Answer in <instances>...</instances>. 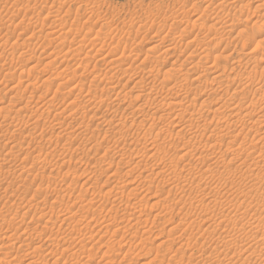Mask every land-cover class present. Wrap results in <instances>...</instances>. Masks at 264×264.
<instances>
[{"label":"rangeland","instance_id":"rangeland-1","mask_svg":"<svg viewBox=\"0 0 264 264\" xmlns=\"http://www.w3.org/2000/svg\"><path fill=\"white\" fill-rule=\"evenodd\" d=\"M219 1L0 0V264H264V0Z\"/></svg>","mask_w":264,"mask_h":264},{"label":"bare ground","instance_id":"bare-ground-1","mask_svg":"<svg viewBox=\"0 0 264 264\" xmlns=\"http://www.w3.org/2000/svg\"><path fill=\"white\" fill-rule=\"evenodd\" d=\"M215 1H216V0H215ZM218 1H219V0H218ZM221 1H222V0H221ZM227 1L230 2V6H231V5L234 6V5L236 4V3L231 4V3H233V2H231V1H229V0H227ZM227 1H226V2H227ZM219 2H220V1H219ZM219 2H218V3H219ZM234 2H235V0H234ZM240 2H241V1H240ZM216 3H217V2H216ZM223 3H224V2H223ZM246 3H247V2H246ZM261 3H262V2H261ZM263 3H264V2H263ZM212 4H213V3H212ZM222 5H224V4H221V5H219V6L222 8ZM225 5H228V4H225ZM248 5H249V4H248ZM251 5H252V4H251ZM263 5H264V4H263ZM219 6H218V7H219ZM233 6H232V7H233ZM239 6H241V5H239ZM260 6H261V5H260ZM224 7H226V6H224ZM243 7H244V6H243ZM257 8H258V7H257ZM259 8H261V7H259ZM231 9H232V8H231ZM235 9H236V8H235ZM212 10H213V9H212ZM222 10H223V9H222ZM240 10H241V8H240ZM252 10H253V9H252ZM258 10H259V9H258ZM221 12H222V11H221ZM227 12H228V11H227ZM227 12H226V13H227ZM248 12H249V11H248ZM214 15H215V14H214ZM217 16H218V15H217ZM224 16H225V15H223V17H224ZM226 16H228V15H226ZM229 17H230V16H229ZM236 17H237V16H236ZM227 18H228V17H227ZM195 19H196V18H195ZM200 19H201V18H200ZM218 19H219V18L217 17V19H215V20H218ZM197 20H198V19H197ZM211 20H214V19H211ZM211 20H210V21H211ZM219 20H220V19H219ZM219 20H218V21H219ZM231 20H232V18H231ZM231 20H228L229 23H230ZM195 21H196V20H195ZM195 21H193V22H195ZM204 21H207V20H204ZM204 21H203V22H204ZM208 21H209V20H208ZM232 21H233V20H232ZM203 22H201V23H203ZM214 22H215V21H214ZM234 22H235V21H234ZM199 23H200V22H199ZM205 23H206V22H205ZM216 23H217V22H216ZM216 23H215V24H216ZM229 23L227 22V25H228ZM222 24H223V23H222ZM238 24H239V23H238ZM201 25H204V23L201 24ZM218 25H219V24H218ZM234 25H235V24H234ZM192 26H193V25H192ZM207 26H208V25H207ZM201 27H202V26H201ZM213 27H214V24H213ZM217 27H218V26H217ZM228 27H231V26L228 25ZM232 27H233V25H232ZM234 27H235V26H234ZM234 27H233V28H234ZM214 28H215V27H214ZM222 28H226V27H221V29H222ZM253 28H254V27H253ZM161 29H162V28H161ZM204 29H205V28H204ZM216 29H217V28H216ZM230 29H231V28H230ZM256 29H257V30L254 29L255 32L253 31V33H254L253 35H256V33H261V32H262V31L259 30L258 28H256ZM222 30H223V29H222ZM234 30H235V29H234ZM252 30H253V29H252ZM220 31H221V30H220ZM220 31H219V32H220ZM227 31L229 32V29H227L225 32H227ZM182 32H183V31H182ZM219 32H218V33H219ZM239 32H240V31H239ZM239 32H238V33H239ZM197 33H198V32H197ZM211 33H212V31H211ZM220 33H221V32H220ZM220 33H219V34H220ZM223 33H224V32H223ZM238 33H236V34L238 35ZM174 34H175V33H174ZM212 34H214V32H213ZM230 34H231V33H230ZM167 35H168V34H167ZM208 35H209V34H208ZM221 35H222V33H221ZM240 35H241V34H240ZM240 35H239V36H240ZM177 36H178V35H177ZM181 36H182V35H181ZM219 36H220V35H219ZM224 36H225V35H224ZM227 36H229V34H227ZM241 36H242V35H241ZM193 37L196 38L195 35H194ZM215 37H216V36H215ZM162 38H163V37H162ZM202 38H203V37H202ZM210 38H212V37H210ZM213 38H214V36H213ZM170 39L172 40L173 38H170ZM178 39H179V38H178ZM182 39H184L183 36H182ZM196 39H197V41H199V42L201 41V40H199L198 38H196ZM233 39H234V38H233ZM233 39H232V40H233ZM240 39H241V38H240ZM161 41H162V42H166V38L164 37ZM161 41H159L158 43H160ZM173 41H174V40H173ZM189 41H190V40H189ZM203 41H204V40H203ZM223 41H224V40H223ZM226 41H227V39H226ZM239 41H240V40H239ZM168 42H170L169 39H168ZM178 42H180V41H178ZM182 42H183V41H182ZM199 42H198V44H200ZM214 42H215V41H214ZM221 42H222V41H221ZM184 43H185V42H184ZM218 43H219V42H218ZM162 44H163V43H162ZM162 44H161V45H162ZM176 44H177V43H176ZM176 44L170 42V43L168 44V46H169V45H174V46H175ZM186 44H187V43H186ZM201 44H202V43H201ZM201 44H200V45H201ZM203 44H204V43H203ZM159 45H160V44H158V46H159ZM179 45H180V44H179ZM195 45H196V44H195ZM260 45H261V44H260ZM153 46H154V45H153ZM166 46H167V45H166ZM174 46H172V47H174ZM182 46H183V45H182ZM185 46H186V45H185ZM188 46H189V45H188ZM156 47H157V46H156ZM159 47H160V46H159ZM170 47H171V46H170ZM178 47H179V46H178ZM186 47H187V46H186ZM186 47H185V48H186ZM216 47H217V46H216ZM151 48H155V46H154V47L151 46ZM166 48H167V47H166ZM185 48H184V49H185ZM187 48H189V47H187ZM198 48H199V46H198ZM225 48H226V47H225ZM149 49H150V47H149ZM178 49H179V48H178ZM222 49H223V48H222ZM168 50H169V49H168ZM175 50H176V49H175ZM182 50H183V49H182ZM194 50H195V49H194ZM223 50H224V49H223ZM168 52H169V51H168ZM171 52L174 53V50L171 51ZM224 52H225V51H224ZM164 53H165V51H164ZM191 53H192V51H191ZM178 54H179V53H178ZM228 55L230 56L229 53H228ZM193 56H194V55H193ZM199 56H200V55H199ZM178 57H179V56H178ZM187 57H188V56H187ZM189 57H191L190 54H189ZM209 57H210V56H209ZM223 57H224V56H223ZM226 57H228V56H226ZM226 57H225V58H226ZM191 58H192V57H191ZM193 58H194V57H193ZM201 58H203V55L201 56ZM212 58H213V57H212ZM176 59H178V58H175V60H176ZM188 59L190 60V58H188ZM196 59H197V58H196ZM203 59H204V58H203ZM214 59H215V58H214ZM222 59H223V58H222ZM261 59H262V58H261ZM186 60H187V59H186ZM189 60H188V61H189ZM198 60H199V59H198ZM201 60H202V59H201ZM196 61H197V60H196ZM211 61H212V60H211ZM213 61H214V60H213ZM255 61H256V60H255ZM258 61H260V60H258ZM261 61H262V60H261ZM175 62H176V61H175ZM183 62H184V61H183ZM198 62H199V61H197V63H198ZM115 63H116V62H115ZM194 63H195V62H194ZM194 63H193V66H194ZM212 63H214V62H211V64H212ZM258 63H259V62H258ZM111 64H112V63H111ZM200 64H202V63H200ZM204 64H205V63H204ZM211 64H210V66H211ZM241 64H242V63H241ZM260 64H261V63H260ZM195 65H196V64H195ZM197 65H199V64H197ZM197 65H196V66H197ZM212 65H213V64H212ZM196 66H194V67H196ZM203 66H204V65H203ZM210 66L208 65V67H207V66L205 67V72H212V73H213L215 66H214V68H213V67H210ZM234 66H236V64H235ZM234 66H233V67H234ZM220 67H221V66H220ZM220 67H218V68H220ZM263 67H264V66H263ZM112 68H113V67H112ZM191 68H192V67H191ZM196 68H197V67H196ZM216 68H217V65H216ZM216 68H215V69H216ZM218 68H217V69H218ZM234 68H236V67H234ZM239 68H240V67H239ZM113 69H114V68H113ZM150 69H151V68H150ZM192 69H193V68H192ZM202 69H203V68H202ZM231 69H232V70H230V71H233V68H232V67H231ZM108 70L110 71L111 69L109 68ZM168 70H169V69H168ZM188 70H189V69H188ZM196 70H198V69H195V71H196ZM203 70H204V69H203ZM220 70H221V68L219 69V71H220ZM237 70H238V69H237ZM237 70H236V71H237ZM176 71H177V70H176ZM224 71H225V70H223L222 72L224 73ZM234 71H235V69H234ZM110 72H111V71H110ZM113 72L115 73V71H113ZM124 72H126V71H124ZM124 72H123V73H124ZM147 72H149V71H147ZM157 72H158V71H157ZM173 72H174V71H173ZM220 72H221V71H220ZM259 72H260V71H259ZM174 73H175V72H174ZM176 73H177V72H176ZM203 73H204V72H203ZM228 73H229V72H228ZM232 73H233V72H232ZM251 73H255V72H251ZM251 73H250V75H251ZM106 74H107V73H106ZM108 74H109V72H108ZM146 74H147V73H146ZM153 74H154V73H153ZM162 74H163V73H162ZM240 74H241V73H240ZM247 74H248V73H247ZM109 75H112V76H113V74H111V73H110ZM116 75H117V74H116ZM148 75H149V74H148ZM155 75H156V74H155ZM155 75H153V76H155ZM209 75H210V73H209ZM217 75H218V74H217ZM235 75H236V74H235ZM93 76H94V75H93ZM198 76H199V75H198ZM198 76H197V77H198ZM215 76H216V75H215ZM254 76H255V75H254ZM117 77H118V76H117ZM142 77H143V76H142ZM182 77H183V76H182ZM200 77H201V76H200ZM200 77H198V78H200ZM217 77H219V76H217ZM225 77H226V76H225ZM229 77H230V76H229ZM232 77H233V75H232ZM236 77H238V76H236ZM245 77H246V76H245ZM247 77H248V76H247ZM247 77H246V78H247ZM249 77H253V75H252V76H249ZM119 78H120V77H119ZM154 78H155V77H154ZM219 78H220V77H219ZM106 79H107V78H106ZM114 79H115V78H114ZM187 79H188V78H187ZM192 79H193V78H192ZM194 79H196V77H194ZM194 79H193V80H194ZM220 79H221V78H220ZM225 79H226V78H225ZM231 79H232V78H231ZM234 79H235V78H234ZM109 80H110V79H109ZM112 80H113V79H112ZM119 80H121V78H120ZM119 80H117V81H119ZM152 80H153V79H152ZM193 80H191V81H193ZM206 80H207V79H206ZM212 80H213V79H212ZM218 80H219V79H218ZM263 80H264V79H263ZM113 81H114V80H113ZM176 81H177V80H176ZM228 81H229V80H228ZM245 81H246V80H245ZM252 81H253V80H252ZM180 82H181V81H180ZM193 82H195V80H194ZM193 82H192V83H193ZM196 82H198V81L196 80ZM214 82H215V80H214ZM250 82H251V81H250ZM257 82H258V81H257ZM163 83H164V82H163ZM208 83H209V82H208ZM59 84H60V83H59ZM64 84H66V83H64ZM107 84H108V82H107ZM115 84H116V83H115ZM143 84H144V83H143ZM161 84H162V83H161ZM181 84H182V83H181ZM183 84H184V83H183ZM200 84H202V83H200ZM254 84H255V83H254ZM60 85H61V84H60ZM162 85H163V84H162ZM177 85H178V84H177ZM198 85H199V84H198ZM155 86H156V85H155ZM252 86H253V85H252ZM256 86H257V85H256ZM1 87H2V86H1ZM59 87H60V86H59ZM169 87H170V86H169ZM171 87H172V86H171ZM263 87H264V86H263ZM242 88H243V87H242ZM247 88H248V87H247ZM8 89H9V88H8ZM60 89H61V88H60ZM71 89H72V88H71ZM106 89H107V87H106ZM130 89H131V88H130ZM252 89H253V88H252ZM128 90H129V89H128ZM163 90H164V89H163ZM247 90H248V89H247ZM263 90H264V89H263ZM138 91H139V90H138ZM148 91H149V90H148ZM151 91H152V90H151ZM253 91H255V93H256L257 89L255 90V88H254ZM71 92H72V91H71ZM115 92H116V91H115ZM115 92H114V93H115ZM149 92H150V91H149ZM150 93H151V92H150ZM201 93H202V91H201ZM237 93H238V92H237ZM257 93H258V92H257ZM90 94H91V93H90ZM94 94H95V93H94ZM94 94H93V95H94ZM147 94H149V93H147ZM147 94H146V95H147ZM263 94H264V93H263ZM107 95H108V94H107ZM136 96H137V95H136ZM151 96H152V95H150V97H151ZM155 96H156V95H155ZM194 96H195V95H194ZM194 96H193V97H194ZM200 96H201V95H200ZM94 97H95V96H94ZM94 97H93V98H94ZM161 97H162V96H161ZM208 97H209V96H208ZM153 98H154V97H153ZM170 98H171V96H170ZM115 99H116V98H115ZM155 99H156V98H155ZM167 99H168V98H167ZM87 100H89V98H88ZM99 100H100V99H99ZM135 100H136V98H135ZM146 100H147V99H146ZM90 101H91V100H90ZM92 101H95V100H92ZM163 101H164V100H163ZM166 101H167V100H166ZM189 101H191V100H189ZM206 101H208V99H207ZM215 101H216V100H215ZM83 102L85 103L84 99H83ZM121 102H122V101H121ZM170 102H171V101H170ZM177 102H178V101H177ZM192 102H194V100H193ZM202 102H203V101H202ZM79 103H80V102H79ZM91 103H92V102H91ZM85 104H86V103H85ZM102 104H103V103H101V105H102ZM167 104H168V103H167ZM170 104H171V103H170ZM192 104H194V103H192ZM79 105H81V103H80ZM94 105H95V104H94ZM98 105H99V104H98ZM86 106H87V105H86ZM155 106H156V105H155ZM155 106H154V107H155ZM177 106H178V105H177ZM185 106H186V105H185ZM48 107H49V106H48ZM70 107H71V106H70ZM81 107H82V105H81ZM99 107H100V105L98 106V111H99ZM117 107H119V105H117ZM119 108H120V107H119ZM180 108H181V107H180ZM165 109H166V108H165ZM173 109H174V108H173ZM187 109H188V108H187ZM232 109H233V108H232ZM74 110H75V109H74ZM106 110H107V109H106ZM111 110H112V109H111ZM120 110H121V109H120ZM122 110H123V109H122ZM180 110H181V109H180ZM188 110H189V109H188ZM153 111H156V110H153ZM153 111H151V112L153 113ZM182 112H183V111H182ZM182 112H181V114H182ZM95 113H96V112H95ZM157 113H158V111H157ZM72 114H73V113H72ZM96 114H97V113H96ZM91 115H92V114H91ZM93 115H95V114H93ZM93 115H92V116H93ZM150 115H151V114H150ZM153 115L155 116V114H153ZM153 115H151V116L153 117ZM39 116H40V115H39ZM57 116H58V115H57ZM66 116H67V115H66ZM151 116H150V117H151ZM161 116H162V115L160 114V117H161ZM177 116H179V115H177ZM177 116H175V117H177ZM183 116H184V115H183ZM191 116H193V115H191ZM191 116H190V117H191ZM37 117H38V116H37ZM42 117H43V116H42ZM49 117H50V116H49ZM95 117H96V116H95ZM164 117H165V115H164ZM166 117H167V116H166ZM180 117H181V115H180ZM194 117H195V116H194ZM242 117H243V116H242ZM29 118H30V117H29ZM98 118H99V117H98ZM158 118H159V117H158ZM181 118H182V117H181ZM188 118H189V117H188ZM198 118H200V117L197 116V120H198ZM34 119H35V118H34ZM162 119H163V118H162ZM179 119H180V118H179ZM185 119H186V118H185ZM193 119H194V118H193ZM202 119H203V118H202ZM241 119H242V118H241ZM11 120H13V119H11ZM15 120H16V119H15ZM110 120H111V119H110ZM152 120H153V118H152ZM182 120H184V119H182ZM189 120H191V119H189ZM200 120H201V119H200ZM203 120H204V119H203ZM83 121H84V120H83ZM153 121H154V120H153ZM158 121H159V119H158ZM177 121H180V120H177ZM204 121H205V120H204ZM236 121H237V120H236ZM10 122H11V121H10ZM117 122H118V121H117ZM178 123H179V122H178ZM178 123H177V124H178ZM33 124H34V123H33ZM69 124H70V123H69ZM78 124H80V123H78ZM166 124H167V123H166ZM180 124H183V125H184L185 123H181V122H180ZM180 124H179V125H180ZM188 124H189V123H188ZM51 125H52V124H51ZM131 125H132V124H131ZM164 125H165V124H164ZM183 125H182V126H183ZM186 125H187V124H186ZM191 125H192V124H191ZM34 126H35V125H34ZM128 126H129V125H128ZM140 126H141V125H140ZM142 126H143V125H142ZM176 126H177V125H176ZM187 126H188V125H187ZM197 126H200V125H197ZM202 126H203V125H202ZM240 126H241V125H240ZM174 127H175V126H174ZM185 127H186V126H185ZM203 127H204V126H203ZM41 128H42V127H41ZM98 128H99V127H98ZM122 128H123V127H122ZM127 128H128V127H127ZM187 128H188V127H187ZM196 128L198 129V127H196ZM201 128H202V127H201ZM42 129H43V128H42ZM110 129H111V128H110ZM178 129H179V128H178ZM184 129H186V128H184ZM184 129H183V130H184ZM202 129H203V128H202ZM59 130H60V129H59ZM122 130H123V129H122ZM151 130H152V128H151ZM227 130H229V129H227ZM30 131H31V130H30ZM85 131H86V130H85ZM120 131H121V130H120ZM147 131H149V130H147ZM177 132H178V131H177ZM177 132L175 133L176 135H177ZM182 132H183V131H181V133H182ZM70 133H71V132H70ZM148 133H149V132H148ZM185 133H186V132H185ZM201 133H202V132H201ZM104 134H105V133H104ZM143 134H144V133H143ZM149 134H151V133H149ZM135 135H136V134H135ZM135 135H134V136H135ZM170 135H171V134H170ZM37 136H38V135H37ZM149 136H150V135H149ZM177 136H178V135H177ZM179 136H180V135H179ZM196 136H197V135H196ZM135 137H136V136H135ZM140 137L143 138L144 136L141 135ZM197 137H198V136H197ZM197 137H196V138H197ZM13 139H14V138H13ZM138 139H139V138H138ZM143 139L146 140V137H144ZM164 139H165V138H164ZM189 140H190V139H189ZM182 141H183V140H182ZM148 142H149V141H148ZM153 142H155V141H153ZM153 142H152V143H153ZM130 143H131V142H130ZM143 143H144V142H143ZM207 143H208V142H207ZM78 144H79V143H78ZM135 144H136V143H135ZM201 144H202V143H201ZM41 145H42V144H41ZM136 145H137V144H136ZM147 145H148V144H147ZM37 146H38V145H37ZM69 146H70V145H69ZM126 146H130V145H126ZM197 146H198V145H197ZM131 147H132V146H131ZM151 147H152V146H151ZM157 147H158V146H157ZM13 148H14V147H13ZM65 148H66V147H65ZM133 148H134V147H133ZM95 149H96V148H95ZM104 149H106V148H104ZM149 149H150V148H149ZM177 149H178V148H177ZM62 150H63V149H62ZM147 150H148V149H147ZM65 151H66V150H65ZM95 151H96V150H95ZM129 151H130V150H129ZM35 152H37V151H35ZM153 152H154V151H153ZM136 153H137V152H136ZM154 158H155V157H154ZM124 163H125V162H124ZM68 165H69V164H68ZM152 168H153V167H152ZM135 169H136V168H135ZM138 169H139V168H138ZM128 171H129V170H128ZM187 171H188V170H187ZM132 172H133V171H132ZM173 173H174V171H173ZM100 174H101V173H100ZM155 175H156V174H155ZM125 176H126V175H125ZM139 176H140V175H139ZM175 177H176V176H175ZM120 182H121V181H120ZM127 184H128V183H127ZM129 184H130V183H129ZM167 184H168V183H167ZM23 188H25V187H23ZM111 188H112V187H111ZM175 188H176V187H175ZM116 189H117V188H116ZM28 190H30V188H28L26 191L28 192ZM93 190H94V189H93ZM110 191H111V190H110ZM121 191H122V190H121ZM124 191H125V190H124ZM135 191H136V190H135ZM28 193H29V192H28ZM68 194H69V193H68ZM80 194H81V193H80ZM98 194H99V193H98ZM123 194H124V193H123ZM104 196H105V195H104ZM126 196H127V195H126ZM120 197H121V195H120ZM56 198H57V196H56ZM54 199H55V198H54ZM54 199H53V200H54ZM101 199H102V198H101ZM127 203H128V202H127ZM52 204H53V203H52ZM134 205H135V204H134ZM22 212H23V211H22ZM45 212H46V211H45ZM132 212H133V211H132ZM50 219H51V217H50ZM56 219H57V218H56ZM36 220H37V219H36ZM47 221H49V220H46V222H47ZM50 221H51V220H50ZM63 221H64V220H63ZM10 222H11V221H10ZM35 223H36V222H35ZM46 224H47V223H46ZM46 224H45V225H46ZM47 225H48V224H47ZM34 229H35V228H34ZM46 229H47V228H46ZM39 230H40V229H39ZM31 231H32V230H31ZM31 231H30V232H31ZM44 231H46V230H44ZM30 232H29V233H30ZM40 232H42V231L40 230ZM35 233H36V232H35ZM35 233H33V234H35ZM43 233H44V232H43ZM37 234H38V233H37ZM41 234H42V233H41ZM30 235L32 236V234H30ZM30 235H29V236H30ZM39 235H40V234H39ZM31 236H30V237H31ZM43 236H44V235H43ZM34 237H35V235H34ZM40 237H41V236H40ZM17 239H18V238H17ZM26 239H27V238H26ZM18 240H20V239H18ZM22 241L25 242L24 239H23ZM27 242H28V241H27ZM29 242H30V241H29ZM7 243H8V242H7ZM32 243H33V242H32ZM24 244H25V243H24ZM24 244L22 243V245H23L22 249H23L24 247L27 246V245L25 246ZM26 244H28V243H26ZM20 245H21V244H20ZM6 246H7V245H6ZM12 246H13V245H12ZM1 247L3 248L4 246H1ZM13 248H14V247H13ZM34 248H35V247H34ZM0 249H1V248H0ZM8 249H9V248L5 247V249H3L4 251H2V254L4 255V253H5L6 250H8ZM41 250H42V249H41ZM41 250H40V251H41ZM40 251H39V252H40ZM3 252H4V253H3ZM33 254H34V253H33ZM33 254H32V255H33ZM7 255H8V254H7ZM14 257H15V256H14ZM29 257H30V256H29ZM31 257H32V256H31ZM33 257H34V256H33ZM17 258H18V257H17ZM13 259H14V258H13ZM14 260L16 261V259H14ZM31 260H32V259H31ZM18 261H21V260L18 259ZM29 261H30V260H29ZM29 261H28V263H29ZM33 262H34V260H33ZM15 264H16V263H15ZM17 264H18V263H17ZM30 264H31V263H30ZM32 264H35V263H32Z\"/></svg>","mask_w":264,"mask_h":264}]
</instances>
